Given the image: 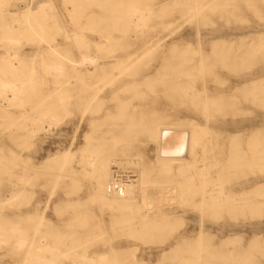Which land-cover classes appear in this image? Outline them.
Instances as JSON below:
<instances>
[{
    "label": "bare ground",
    "instance_id": "6f19581e",
    "mask_svg": "<svg viewBox=\"0 0 264 264\" xmlns=\"http://www.w3.org/2000/svg\"><path fill=\"white\" fill-rule=\"evenodd\" d=\"M65 1L71 3V9L67 12L71 18L81 15L77 11L78 7L85 10L88 6L97 4L107 10L114 30L134 32L135 36L104 35L93 39L83 35L79 28L68 31L62 22L64 19L60 21L49 0H40L35 8L28 0H0V118L3 120L0 127L8 131H24L17 137L20 138L21 149H28L30 139L39 131L49 128L74 111L80 115V119L92 114L98 111L100 104L109 95L111 99L119 100L123 108L132 98L139 96L141 87L153 89L156 81L171 82L169 86L163 87L174 90L175 96L181 101L188 100L193 106H197L204 118L201 122L191 119L185 123L155 119L144 128L149 139L159 149L155 162L158 163L157 169L160 172L193 169L186 185H193L194 194H198V199L193 204L198 214V229L191 243L187 240L180 243L188 245L178 253L184 254L180 264H201V259L204 264H227V257L221 258L212 237L203 235V217L217 211L235 214L263 210L264 178L254 179L260 181L259 189L243 187L223 192V185L236 173L244 154L232 142L228 144L229 150L226 153L218 142V150L214 149V145L209 147L212 143L206 119L210 111L219 105L221 98L218 97L225 92H231L233 98L242 95L243 100L249 104H264V69L258 72L248 71L241 76L239 74L229 80L225 88L219 89L218 75L212 71L213 63L208 61V53L201 52L198 43L190 41L187 45L178 47L182 44L169 41L164 45L170 49L158 54L161 56L159 65L162 71H142V62L160 48V42L146 40L144 44L146 37H141L142 45L139 50H135L140 41L137 33L143 31L152 14L150 4L139 0ZM170 2L179 5L187 19L197 18L207 7L215 5L213 0ZM20 5L23 6L21 9ZM58 33L65 39L59 45L50 44ZM28 40L34 41L38 46L41 43L49 45L42 55L37 51L35 55L38 59L33 57L26 63L21 50L24 41ZM125 48L132 50L125 51ZM44 53L47 54L46 57ZM217 57L221 67L226 66L233 71H238L237 66L240 64L248 66L256 58L249 51L231 56L223 53ZM166 66L170 68L166 70ZM50 81L54 90L42 94L40 86L47 85ZM126 92L128 96H125ZM123 93L124 97H121ZM131 106L130 111L119 112L118 115L130 118L134 116L135 107L140 105L132 103ZM13 108L22 109V114L15 116ZM86 137V147L77 160L79 169L72 164L74 156L70 148L64 149L57 156L59 159L56 163L57 170L52 174L51 193L64 177L71 178L73 184H76L77 176L82 174L90 179V200L121 212L122 217L115 225L128 228L137 225L143 232H151L156 227L166 225L167 214L162 209L171 203L186 201L183 194L188 188L181 182L164 186L150 184L148 169L140 171L137 179L132 171L119 169L126 172V176L122 190L118 192L111 187L114 172L118 168L112 169L109 179L108 172L110 166L115 164V157L125 155L127 148L112 147L109 151L99 149L94 153L87 147L90 135L87 134ZM10 153L11 155L5 154L0 147V183L7 178L12 182L7 196L1 192L0 187V253L4 249L16 256L18 261H0V264H62L66 259L71 264H123L121 251L113 246L104 251L89 253L90 243L106 241L104 231H90L77 238L72 233L64 234L53 228L46 229V218L43 212L37 210L30 216L29 223L23 218L11 221L4 216L1 213L3 207L15 205L30 193L29 187L38 172V167L32 164L28 155L24 157L21 151L13 150ZM246 153V164L249 167L258 166L264 171V135H252L248 139ZM218 163H221L223 172L220 174L221 171H218L221 175L220 182L219 179L218 182L211 180L209 172L210 165ZM175 164L178 166L175 167ZM16 165L22 166L21 172L17 173L12 168ZM67 241L70 245H66ZM107 242L109 243L108 239Z\"/></svg>",
    "mask_w": 264,
    "mask_h": 264
},
{
    "label": "rangeland",
    "instance_id": "374dc122",
    "mask_svg": "<svg viewBox=\"0 0 264 264\" xmlns=\"http://www.w3.org/2000/svg\"><path fill=\"white\" fill-rule=\"evenodd\" d=\"M39 1L28 0L33 8ZM49 1L60 17V21L64 19L62 22L65 24H62L68 31L79 28L83 35L93 39L104 35H134V32L124 33L121 30H114L107 10L100 5L92 4L85 10L78 7L77 11L82 16L71 18L67 14L71 9V3L65 0ZM139 1L150 4L153 9L147 25L143 31L137 33L140 41L135 50H139L142 45L141 37H146L143 40L144 44L146 40L160 42L157 52L142 62V71H162L159 65L161 56L158 54L170 49L169 46L164 45L169 41L182 44L178 47H183L190 41L198 43L201 52L208 53V61L213 63L212 71L218 75L219 89L225 88L229 80H233L239 74L241 76L248 71L258 72L264 69V0H213L215 5L207 7L199 17L193 19H187L183 9L179 5H173L171 0ZM22 7L20 5L19 9ZM64 39L61 33L55 34L50 44L59 45ZM48 45L41 43L38 46L34 41H24L21 55L28 63L33 57L38 59L35 55L37 51H40V55L43 51L46 52ZM131 50L125 48V51ZM246 51L256 58L248 66L241 64L237 66L238 71L229 70L226 66L223 68L218 63L217 56L223 53L231 56ZM44 55L47 56L46 53ZM169 68L170 66L165 67L166 70ZM170 83L156 81L153 89L141 87L139 96L132 98L123 108L119 100L111 99L109 95L100 104L98 111L92 114L84 115L85 117L80 119V115L74 111L63 117L64 119L51 124L49 128L45 127L44 130L39 131L34 138L30 139L31 145L28 149H21L20 138L17 137L24 131L18 129L8 131L0 127V147L4 153L11 155L10 150L21 151L24 157L28 155L32 164L38 167L36 177L29 187L30 193L15 205L3 207L1 213L11 221H19L23 218L26 223H29L30 216L34 210H37L43 212L46 218V225H48L46 229L53 228L64 234L72 233L77 238L85 236L90 231H104L106 241L90 243L89 253L104 251L107 247L113 246L121 251L123 264H180L184 254L178 253L188 246L180 245V243L184 242L183 240L191 243L198 229V214L193 207L198 194H194L193 185L188 187L186 185L192 176L193 169L160 172L157 169L158 163L155 162L159 149L155 142L149 139L144 128L155 119L161 122L185 123L191 119L201 122L204 118L197 106H193L188 100L181 101L175 96L174 90H166L163 87L169 86ZM40 87L42 94L54 90L51 81ZM128 95L126 92L125 96ZM121 97H124V93ZM218 98H221L219 105L210 111L206 119L212 143L209 147L214 145V149L218 150V142L222 144L226 153L229 150L228 144L232 142L240 153L244 154L236 173L223 185V192L243 187L259 189L261 183L254 179L264 178V171L258 166L249 167L246 164V155H248L246 151L248 139L252 135H264V121H262L264 104H249L243 100L242 95L233 98L231 92L222 93ZM132 103L140 105L135 107L134 116L130 118L118 115L119 112L130 111ZM12 110L15 116L22 114V109L13 108ZM161 116L167 117L160 118ZM2 121L0 118V123ZM87 134L90 135L87 147L94 153L99 149L109 151L112 147L127 148L125 155L115 157L114 166L109 168L108 179L114 168L132 171L136 176L135 179L138 178L140 171L148 169L150 184L164 186L181 182L185 188H188L183 194L186 201L171 203L162 209L167 214L166 225L156 227V230L151 232H143L137 225L129 228L115 225V222L122 217L121 212L110 210L90 200L89 195L92 192L90 179L82 174L77 176L76 184H73L71 178L64 177L51 193L52 174L57 170L56 163L59 159L57 156L64 149L70 148L74 156L72 164L79 169L77 160L86 147ZM177 166L175 164V167ZM220 166L221 163L215 166L210 165L211 180L221 181L220 174L223 172ZM12 168L17 173L22 171L20 165ZM218 171H221L220 174ZM10 182L7 178L0 183L1 192L5 196L9 194L8 189L12 184ZM172 194L169 193V195ZM202 226L205 232L203 235L212 237V242L221 253V258L227 257V264H264V209L255 213L213 212L203 217ZM66 245L70 243L67 241ZM0 261L8 263L18 261V258L3 249L0 253ZM62 264H71V262L66 259L62 261ZM201 264H204L202 259Z\"/></svg>",
    "mask_w": 264,
    "mask_h": 264
},
{
    "label": "built area",
    "instance_id": "2783aa9c",
    "mask_svg": "<svg viewBox=\"0 0 264 264\" xmlns=\"http://www.w3.org/2000/svg\"><path fill=\"white\" fill-rule=\"evenodd\" d=\"M125 176H126V172L119 169L115 170L113 176V183L111 184L112 189L121 192L122 184L124 182Z\"/></svg>",
    "mask_w": 264,
    "mask_h": 264
}]
</instances>
